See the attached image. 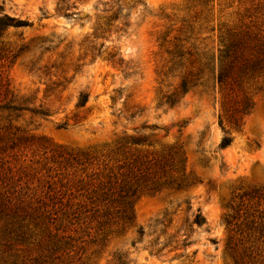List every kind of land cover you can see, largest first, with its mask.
<instances>
[{
    "label": "rangeland",
    "instance_id": "1",
    "mask_svg": "<svg viewBox=\"0 0 264 264\" xmlns=\"http://www.w3.org/2000/svg\"><path fill=\"white\" fill-rule=\"evenodd\" d=\"M0 16V264H264V0Z\"/></svg>",
    "mask_w": 264,
    "mask_h": 264
},
{
    "label": "trees",
    "instance_id": "2",
    "mask_svg": "<svg viewBox=\"0 0 264 264\" xmlns=\"http://www.w3.org/2000/svg\"><path fill=\"white\" fill-rule=\"evenodd\" d=\"M28 27H30V24L25 22V21H21V20L11 18L8 16H0V36L3 34V32L6 29H9V28L23 29V28H28ZM102 47H103V45H102ZM90 49L92 51H95L94 47H91ZM221 81H222V77L219 76L218 82H221ZM188 90H189V86H188L187 82L182 81L180 86H179V94L184 95L188 92ZM87 101H88L87 95H80V97L78 99L77 107H84L86 105ZM174 103H175L174 100H170V99L167 100V104L170 106H172ZM231 142H232V140L230 138L224 137L221 140L220 149L228 148L230 146ZM132 195L134 196V192H132ZM130 219H131V217H128V220H130ZM204 223H205V220L201 216L200 213H198L193 219V224L198 226V227L202 226Z\"/></svg>",
    "mask_w": 264,
    "mask_h": 264
}]
</instances>
